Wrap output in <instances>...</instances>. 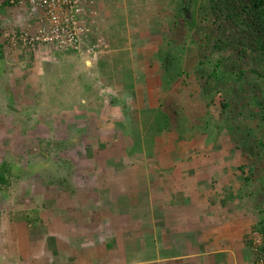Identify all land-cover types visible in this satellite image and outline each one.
I'll return each instance as SVG.
<instances>
[{
  "label": "rangeland",
  "instance_id": "rangeland-1",
  "mask_svg": "<svg viewBox=\"0 0 264 264\" xmlns=\"http://www.w3.org/2000/svg\"><path fill=\"white\" fill-rule=\"evenodd\" d=\"M169 1L171 4V0H102L107 6L102 7L99 0H96V8L101 15L100 33L109 44V50L100 56L99 62L93 67L87 66L81 56L74 52L70 53L74 57L68 63L10 62V67L5 65L6 59L0 61V77L3 76L4 80L3 84L0 82V150L20 157L25 165L35 168L6 187V196L9 197L0 196V222L15 220L14 224H19L20 220H16L18 214L46 209L48 204L45 203V187L58 186L66 192L71 188L70 183L78 186L92 183L95 178L94 170L106 172L103 163L95 162L94 159H112L117 155L131 156L134 153H130V149L136 145L137 139H140L137 141L142 146L135 150V154L169 156L172 158L171 162L176 161L179 154H186V162L179 163L184 170L177 168L178 176L182 177L183 172L186 175L187 172L189 175L200 173L203 177V188H217V192H221L216 195L217 200L222 196V200H227L228 206L237 202L244 207L248 217L254 218L253 221L264 216L262 197L256 198L257 190L261 189L257 188L259 184L242 186L244 181L241 183L243 179L239 178H244L245 171L242 168L249 171L253 149L245 150L231 139L228 129L230 124L226 121L231 119L233 126L240 122L248 124L252 120L249 116L250 108L237 106V112L243 111L241 116H237L233 110L224 115L215 114L214 126L207 133H204V128L196 126V134L194 133L191 140H183L184 143L180 139V133L175 130L156 134L153 129L156 125L153 127L151 123L155 117L152 109H165L163 96L170 91L161 66L164 62L162 57L186 44L183 37L175 41V32L169 25L173 19L172 11L168 7ZM140 47L144 50L151 47V50L143 51L147 62H139ZM178 54H181L180 51ZM76 59L79 62H75ZM150 59L153 62H149ZM169 59L171 60L170 57ZM176 60L177 58L173 61ZM80 74H85V78L80 79ZM6 82L14 95L15 103L11 105L6 99ZM83 85L89 86V94L85 97L81 95ZM110 94L115 96L108 98ZM197 114L198 116L193 111L191 125L194 116L202 117L201 111ZM218 124L223 127H217ZM184 126L189 129L187 122ZM220 130L221 133L218 134L217 131ZM258 132V128L254 127L246 136L257 140ZM76 134L80 136L82 143L68 145L66 140L71 142L69 139ZM185 134L189 136L188 132ZM191 147L198 150L191 154L188 152ZM3 157L6 156L0 153V159ZM46 158L54 162H49L47 166L39 165ZM149 161L142 159L131 168L132 173H142L138 180L132 177L125 179L127 192H132L133 195L137 192L142 197L141 201L139 198L136 202L137 196L133 195L113 199L120 203L122 209L129 210L133 204L141 203L142 213L145 215L147 211H151V203L158 204L151 194L153 189L157 195L155 176L165 181L167 175L163 173V169H158V163L152 164ZM167 164L169 163H164L163 166ZM153 166L154 173L151 168ZM125 170L124 168L121 171ZM53 172L58 173V176L61 172H71L74 177L66 182L69 185L64 183L62 187L59 177L51 174ZM185 180L187 183L192 182L190 179ZM148 181H151V185ZM194 185L190 184L192 187ZM238 186L241 187V194L237 193ZM39 191L43 194L40 195ZM246 191L254 194L248 195ZM80 193L85 191L81 189ZM258 204H261L260 207ZM31 222L37 223L35 220ZM131 223L127 218L125 226ZM14 224L11 226L8 223L4 228L5 235L13 234ZM138 224L137 221L136 226ZM18 230L19 234L23 232V237L27 238L25 235L29 230L22 227H18ZM12 239V243L5 247L17 248L18 243L14 236Z\"/></svg>",
  "mask_w": 264,
  "mask_h": 264
},
{
  "label": "crops",
  "instance_id": "crops-1",
  "mask_svg": "<svg viewBox=\"0 0 264 264\" xmlns=\"http://www.w3.org/2000/svg\"><path fill=\"white\" fill-rule=\"evenodd\" d=\"M99 2L102 7L106 6L102 0ZM21 13L9 0H0V51L9 66L10 62L71 61L74 56L70 53L46 47L38 48L36 55L11 48L3 33L28 21L29 12ZM151 47L138 49L141 55L139 62H147L143 51L151 50ZM84 76L78 75L80 79ZM86 88L83 85L81 95L89 94ZM142 159L158 163V169H163L167 178L163 181L155 176L157 195L153 189L151 194L158 204L151 203L149 221H143L146 215L141 213V203H135L132 210H138L140 220L134 218L130 226H125L126 222H121L123 216L119 214L120 203L116 200L133 195L127 192L125 179L140 178L142 173H132L131 168ZM170 159L164 155L140 157L136 154L117 155L112 159L96 158L94 161L102 162L106 172L94 170L92 183H85V186L75 184L66 192L58 186L45 187L46 209L39 211L37 216L31 214L32 218L28 216L30 213H26L38 221L36 224L27 220V216L19 224H14L15 220L0 222V264H253L246 234L255 222L254 218L248 217L244 207L237 202L228 206L222 196L217 200L216 195L221 192H217V188H203L200 173L189 175L187 172L186 175L183 172L182 177L178 176L177 168L184 170L183 166L172 170ZM164 163L169 164L163 166ZM124 168L126 170L121 171ZM151 168L154 173L155 166ZM173 178L175 180H170ZM185 179L192 182L187 183ZM193 183L195 185L190 186ZM81 189L85 193H80ZM133 196H137L136 201L139 198L141 201L142 197L137 192ZM186 202L190 205L186 206ZM137 221L139 224L136 226ZM8 223L14 224L13 234L5 235L4 228ZM18 227L29 230L25 235L27 238L23 237V232L19 234ZM13 236L18 246L9 249L5 245L12 243Z\"/></svg>",
  "mask_w": 264,
  "mask_h": 264
},
{
  "label": "trees",
  "instance_id": "trees-1",
  "mask_svg": "<svg viewBox=\"0 0 264 264\" xmlns=\"http://www.w3.org/2000/svg\"><path fill=\"white\" fill-rule=\"evenodd\" d=\"M168 7L173 15L169 25L175 32V41L183 37L186 44L180 45L179 49L175 44L176 50L169 51L162 57L164 62L161 66L165 71L166 83L170 91L165 92L163 96L162 102L165 109L161 107L152 109L155 117L151 123L153 127L154 124L156 125L153 129L156 134L170 133L175 130L180 133V139L184 143L183 140H191L194 133L196 134L194 131L197 129L196 126L204 128V133H207L210 127L214 126L215 114L224 115L233 110L236 111L237 116H241L243 111L237 112V106L240 105L243 109L250 108L249 116L252 120L248 124L240 122L233 126L231 119L226 121L230 124L228 129L231 132V139L236 141L238 146L242 145L245 150L253 149V153L250 154L249 171L245 170L247 168H242L245 173H243L244 178L239 177L240 180L243 179L241 183L244 181L241 185L258 183L257 188L261 189L257 190L256 198L262 197V202H264V0H171ZM40 47L43 46L30 49L27 53L32 52L36 55ZM179 51L181 54H178ZM2 59L4 56L0 51V61ZM0 73L2 75V70ZM2 77H0V82L3 84ZM6 84L8 85L7 92H5L6 99L11 105L15 103L14 95L9 83L6 82ZM86 87L88 90L89 86L86 85ZM87 95L85 94L84 97ZM114 96L110 94L108 98ZM193 111L197 116V113L201 111L203 118L194 116L192 127ZM185 122L188 123L189 129L188 126H184ZM217 127L222 128L223 126L218 124ZM254 127L259 130L257 140L246 136L254 130ZM186 131L189 136H186ZM217 133L220 134L221 130ZM138 137H140L139 134ZM79 138L80 136L76 134L69 139L71 142L68 140L66 142L68 145L81 144L82 140ZM137 140L140 141V139ZM137 140L136 145L134 144L135 146L130 149L133 155H135V150L142 146ZM197 150L195 147L188 148L191 154ZM0 153L6 156L0 159V196L5 195L7 198L9 195L6 196V187L11 185L13 180L23 178L35 168H31L29 164L25 165L20 157L10 152L0 150ZM138 155L139 153L136 154ZM152 156L155 155L150 154L147 157ZM186 158V154H179L176 161L171 163L172 170H175L179 163L186 162ZM49 162L54 161L46 158L39 165L47 166ZM51 174L59 177L58 181L62 187L72 176L71 172H61L60 176L55 172ZM66 185L69 184L66 183ZM70 185L72 188L75 184L70 183ZM240 189L241 187L238 186L237 193L241 194ZM245 193L254 194L248 191ZM261 204H258L259 207ZM126 209L120 207L119 214L123 216L121 221L123 224L127 218L140 220L138 210ZM38 212V209L34 210L28 216L31 217V214L37 216ZM26 213L18 214L16 220H24ZM148 213L150 214L147 211L146 218H143L145 222L149 221ZM31 218L28 217L27 220L33 221ZM35 221L38 222L36 219ZM256 234L262 236L263 244L256 243ZM246 242L250 246L253 264H255L259 255L264 252V216L252 224L246 234Z\"/></svg>",
  "mask_w": 264,
  "mask_h": 264
},
{
  "label": "built area",
  "instance_id": "built-area-1",
  "mask_svg": "<svg viewBox=\"0 0 264 264\" xmlns=\"http://www.w3.org/2000/svg\"><path fill=\"white\" fill-rule=\"evenodd\" d=\"M10 4L23 14L29 12L28 21L4 31L15 51L28 52L43 46L62 53L74 52L93 67L109 50L100 33L96 0H10ZM255 238L257 244H263L261 235ZM259 256L255 264H264V252Z\"/></svg>",
  "mask_w": 264,
  "mask_h": 264
},
{
  "label": "water",
  "instance_id": "water-1",
  "mask_svg": "<svg viewBox=\"0 0 264 264\" xmlns=\"http://www.w3.org/2000/svg\"><path fill=\"white\" fill-rule=\"evenodd\" d=\"M87 65L89 66V62H87Z\"/></svg>",
  "mask_w": 264,
  "mask_h": 264
}]
</instances>
